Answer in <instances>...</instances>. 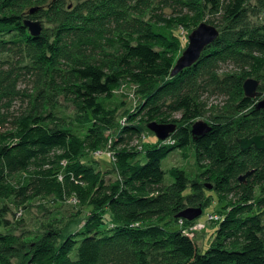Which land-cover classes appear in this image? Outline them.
I'll use <instances>...</instances> for the list:
<instances>
[{"label":"trees","instance_id":"trees-1","mask_svg":"<svg viewBox=\"0 0 264 264\" xmlns=\"http://www.w3.org/2000/svg\"><path fill=\"white\" fill-rule=\"evenodd\" d=\"M154 1L88 0L63 12L60 0H0V56L11 55L17 61L6 64L23 72H0V200L24 204L53 196L64 201L76 185L88 184L90 171L82 160L83 152L99 145L114 117L99 98L108 96L121 80L151 83L143 91L145 104L127 117L123 134L140 135L145 131L142 125L155 119L176 125L169 136L172 143L162 144L155 138L143 162L133 152L116 153L119 178L81 199L100 226L105 224L103 212L108 210L113 216L116 227L108 238L87 229L76 239L65 240L59 249L47 251V258L34 246L33 264H148L150 253H157L158 264H264V150L241 151L237 143L264 135V109L255 107L264 94L258 85L260 95L247 98L242 88L247 77L259 76L264 68V28L243 26L250 0H199L203 11L208 9L220 19L218 37L195 65L171 77L180 41L166 27L143 20L147 12H153ZM174 1L188 5L196 0ZM163 3L174 8L170 0ZM32 7L33 17L46 13L48 22L56 25L51 35L42 31L37 38L29 35L23 18ZM27 59L29 63L20 67ZM225 59L237 71L219 79L212 66ZM27 75L36 79L37 88L42 82L45 90L28 100L21 115L14 116L7 109L15 95L10 82ZM210 88L225 93L228 106L223 110L232 117L213 120L209 132L193 140L190 126L206 111L200 91ZM58 95L81 110L82 119L76 121L87 126L84 137L45 115V108H53ZM163 110L179 118L168 120ZM174 151L184 155L191 151L197 166L217 173L214 192L224 197L233 194L238 201L230 213L213 221L215 236L202 254L182 230L160 231L157 238L144 240L148 230L128 227L170 216L178 222L179 213L200 203L202 196L194 194L202 189L200 183L189 180L180 169L161 168ZM248 172L246 183H239L238 176ZM19 174L24 179L14 186ZM165 174L171 179L168 185ZM8 225L0 219V227ZM35 243L41 247L43 242ZM18 245L16 235L0 233V264L10 263ZM73 249L75 261L69 262L67 256Z\"/></svg>","mask_w":264,"mask_h":264},{"label":"rangeland","instance_id":"rangeland-1","mask_svg":"<svg viewBox=\"0 0 264 264\" xmlns=\"http://www.w3.org/2000/svg\"><path fill=\"white\" fill-rule=\"evenodd\" d=\"M88 0H60V8L63 12L72 11L77 5ZM165 0H155L152 4L153 12H147L143 20H151V24H159L164 26L168 31L175 35L180 41V49L175 55L173 66L176 60L181 56L183 51L188 45V36L191 32L201 23H205L219 28V18L208 12V9H202L200 4L201 1H191L192 4L181 5L171 3L174 8H169L163 2ZM46 7V6H45ZM44 7V8H45ZM27 10L24 16V21L29 20L33 22H39L42 27V32L51 35V32L56 25L49 23L46 17V13L42 16L33 17ZM246 20L243 23L245 28L254 30L255 28H264V0H250L247 7ZM29 16H32L29 17ZM151 18V19H150ZM221 30V28L219 29ZM7 38V37H6ZM9 61L11 64L17 60L11 55L4 54L0 56V72L18 71L17 69H10L6 64ZM30 59L25 60L24 64H28ZM213 71L216 73L219 79H222L228 74L236 72L234 64L229 60H222L212 66ZM10 70V71H9ZM20 72L22 70H19ZM23 74V72H21ZM247 77L246 79H248ZM259 82L260 92L264 94V68L259 73V76L251 77ZM11 87L15 91L13 102L8 106V111L14 116H19L24 110L28 108V100L33 99L39 92H43L45 87L41 82V85L37 88V82L34 77L22 76L16 78L10 82ZM151 83L144 85L143 82L136 83L129 79L121 80L116 86L112 87L110 94L105 97L99 98V102L104 106L105 109L114 113L113 123L110 130L103 134V140L94 149H85L83 152L84 165L89 169V183L76 185L74 192L68 195L64 201H58L53 196L37 197L24 204H17L15 200L3 199L0 200V219L9 222L8 227H0V233L2 234H13L19 238L18 253H16L11 259L9 264H33L34 259L33 250L34 246L41 248V252L45 258H47V251H54L59 249L65 240L76 239L81 233L87 229H95L99 236L108 238L112 231L115 230L116 223L113 216L108 210L103 212L105 224L100 226L99 221L92 220L89 210L86 208L85 203L81 199L92 194L94 189L104 187L109 183L113 182L117 178L116 166L114 162V156L120 151L133 152L137 155L136 160L144 161V152L156 143L154 135L146 129L147 124L151 122L159 123L158 119L144 123L145 131L140 135H126L122 133V128L128 125L127 117L131 114H137L138 108L145 104L143 91L149 90ZM31 96V98H29ZM201 100L205 102L206 111L203 117L193 121V123L202 121L206 124H210L215 121H220L223 116L227 118L232 117L231 114H225L224 108L228 106V98L225 93L218 89L212 90L203 89L200 91ZM262 100L259 97L257 102ZM53 108L46 107L45 115H52L56 118L59 125H64L74 130L78 135L84 137L87 126L78 123L77 118L80 116V111L77 110L75 105L71 101H66L62 95H58L52 102ZM3 105V104H2ZM6 105V104H5ZM233 116V119L240 117ZM163 116L168 120H176L179 118L178 115L167 116L166 110H163ZM160 116L158 118H163ZM47 117V116H45ZM81 118V117H79ZM82 119V118H81ZM137 124L134 122L133 125ZM174 124V123H165ZM261 136V135H257ZM263 140H264V135ZM121 140L120 141V139ZM172 141L167 138L162 144H171ZM161 168L164 171H168L171 168H177L187 174L189 180L201 184L202 189L195 192V196H202L200 203L195 208H201V215L195 219L192 224H186L185 221L180 219L176 222L171 216L164 219H153L147 222H139L128 226L136 230L137 232L148 230L149 235L143 236L144 240L151 238H157V234L160 231L167 230H183L187 233L192 241L195 243L198 253H204L211 242L214 239L217 225L213 222L208 221L209 215H217L224 217L237 206V198L231 194L224 197L222 194L218 195L214 192V178L217 173L208 172V169H202L196 165L193 153L187 152L186 155L179 151L171 153L161 163ZM245 174H241L238 178H241ZM209 177L210 181H205V178ZM24 175L19 174L14 178L13 185H17L23 181ZM171 183L170 177L165 174L164 184L168 185ZM239 183H246V178ZM188 191L185 194H190ZM258 192L256 197H258ZM206 206V207H205ZM203 207H205L203 209ZM256 213V210H254ZM177 225V226H176ZM140 236V234H138ZM45 237L53 238L52 241H47ZM43 242L41 247L35 245L38 240ZM40 250V249H39ZM75 249L71 250L67 256L69 262L75 261ZM148 264H158L157 253H150L146 257ZM36 264H47L42 261Z\"/></svg>","mask_w":264,"mask_h":264},{"label":"water","instance_id":"water-1","mask_svg":"<svg viewBox=\"0 0 264 264\" xmlns=\"http://www.w3.org/2000/svg\"><path fill=\"white\" fill-rule=\"evenodd\" d=\"M34 12L35 10L32 9L29 11V14H33ZM23 26L33 38H37L42 31V27L39 22L25 20L23 22ZM217 37L218 30L215 27L205 23L198 25L188 36V45L181 56L176 60L170 76L173 77L182 70L195 65L199 60L201 53L208 46H210L217 39ZM258 85L259 82L254 79L245 80L242 86L245 97L252 99L258 97L260 95L257 92ZM255 107L257 109H264V96L262 97V100L256 103ZM146 129L151 132L158 141L164 142L175 131L176 125L151 122L147 124ZM209 130L210 127L208 124L198 121L190 126V135L193 140H198L204 137L209 132ZM237 143L241 151H246L250 148H254L257 151L264 150V140L261 136L238 139ZM250 174L251 172L246 173L244 176L239 178V181L244 180ZM200 215V208H186L177 215V218L186 221H194Z\"/></svg>","mask_w":264,"mask_h":264},{"label":"built area","instance_id":"built-area-1","mask_svg":"<svg viewBox=\"0 0 264 264\" xmlns=\"http://www.w3.org/2000/svg\"><path fill=\"white\" fill-rule=\"evenodd\" d=\"M221 219V217H219V216H217L216 214L215 215H209L208 216V221H219ZM182 232L184 233V234H187L186 232H184L183 230H182ZM191 238V237H190Z\"/></svg>","mask_w":264,"mask_h":264}]
</instances>
